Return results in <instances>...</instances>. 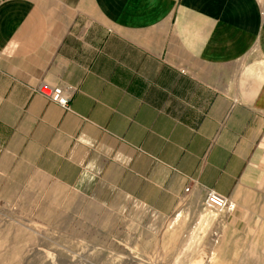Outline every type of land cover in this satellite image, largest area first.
I'll return each mask as SVG.
<instances>
[{
  "label": "crops",
  "instance_id": "obj_1",
  "mask_svg": "<svg viewBox=\"0 0 264 264\" xmlns=\"http://www.w3.org/2000/svg\"><path fill=\"white\" fill-rule=\"evenodd\" d=\"M9 171L124 197L191 251L264 228V0H0ZM210 189L231 207L205 222Z\"/></svg>",
  "mask_w": 264,
  "mask_h": 264
},
{
  "label": "rangeland",
  "instance_id": "obj_2",
  "mask_svg": "<svg viewBox=\"0 0 264 264\" xmlns=\"http://www.w3.org/2000/svg\"><path fill=\"white\" fill-rule=\"evenodd\" d=\"M201 213L205 222L218 215ZM175 223L156 221L100 188L0 172V264H264V228L218 236L211 250L191 251L172 234Z\"/></svg>",
  "mask_w": 264,
  "mask_h": 264
},
{
  "label": "built area",
  "instance_id": "obj_3",
  "mask_svg": "<svg viewBox=\"0 0 264 264\" xmlns=\"http://www.w3.org/2000/svg\"><path fill=\"white\" fill-rule=\"evenodd\" d=\"M35 90L48 100L56 102L63 109H69V101L73 92L72 87L63 85L53 86L41 82L37 85ZM204 207L219 212L228 209L231 206L227 203L224 196L210 189L206 193Z\"/></svg>",
  "mask_w": 264,
  "mask_h": 264
}]
</instances>
